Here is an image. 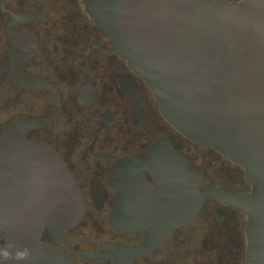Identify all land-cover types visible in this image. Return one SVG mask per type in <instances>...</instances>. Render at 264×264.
<instances>
[{
    "label": "flooded vegetation",
    "instance_id": "af4514ba",
    "mask_svg": "<svg viewBox=\"0 0 264 264\" xmlns=\"http://www.w3.org/2000/svg\"><path fill=\"white\" fill-rule=\"evenodd\" d=\"M21 119L44 122L25 139L56 152L85 204L60 237L40 232L39 243L51 247V256L41 254L39 264H246L247 217L225 203L206 198L178 225L176 216L135 214L129 159L150 162L151 173L143 177L162 203L169 189H158V174L181 159L198 174L199 192L247 195L251 186L241 167L164 119L83 0H0V131ZM111 219L154 223L117 230ZM117 246L128 249L110 250Z\"/></svg>",
    "mask_w": 264,
    "mask_h": 264
},
{
    "label": "water",
    "instance_id": "95a60500",
    "mask_svg": "<svg viewBox=\"0 0 264 264\" xmlns=\"http://www.w3.org/2000/svg\"><path fill=\"white\" fill-rule=\"evenodd\" d=\"M83 3L112 50L150 89L164 119L188 140L241 167L251 186L247 195L199 192L198 174L181 159L179 166L170 164L158 174V189H169L162 203L143 177L151 173L150 162L129 159L135 214L176 216L178 225L204 199H215L245 213L246 264H264V0ZM42 124L21 119L0 131V245L30 249L24 264L51 256V247L39 243L44 228L60 237L85 210L82 193L56 152L25 139L26 131ZM157 151V146L150 149ZM111 220L117 230L154 223ZM120 249L128 248L110 250Z\"/></svg>",
    "mask_w": 264,
    "mask_h": 264
},
{
    "label": "clouds",
    "instance_id": "9594fccd",
    "mask_svg": "<svg viewBox=\"0 0 264 264\" xmlns=\"http://www.w3.org/2000/svg\"><path fill=\"white\" fill-rule=\"evenodd\" d=\"M30 249L17 247L14 243L0 245V264H24L30 260Z\"/></svg>",
    "mask_w": 264,
    "mask_h": 264
},
{
    "label": "rangeland",
    "instance_id": "374dc122",
    "mask_svg": "<svg viewBox=\"0 0 264 264\" xmlns=\"http://www.w3.org/2000/svg\"><path fill=\"white\" fill-rule=\"evenodd\" d=\"M230 1V0H229Z\"/></svg>",
    "mask_w": 264,
    "mask_h": 264
}]
</instances>
